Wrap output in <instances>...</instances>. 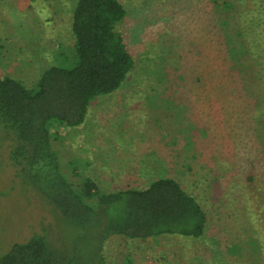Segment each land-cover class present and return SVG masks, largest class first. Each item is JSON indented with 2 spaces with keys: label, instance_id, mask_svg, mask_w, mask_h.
<instances>
[{
  "label": "rangeland",
  "instance_id": "1",
  "mask_svg": "<svg viewBox=\"0 0 264 264\" xmlns=\"http://www.w3.org/2000/svg\"><path fill=\"white\" fill-rule=\"evenodd\" d=\"M76 2L0 0V77L35 89L74 46ZM120 2L134 69L81 126L52 128L61 171L75 188L91 179L101 192L172 178L202 205L206 234L104 238L101 226L81 236L19 176L14 137L0 127V255L37 234L97 264H264V59L241 71L225 60L210 0Z\"/></svg>",
  "mask_w": 264,
  "mask_h": 264
},
{
  "label": "trees",
  "instance_id": "2",
  "mask_svg": "<svg viewBox=\"0 0 264 264\" xmlns=\"http://www.w3.org/2000/svg\"><path fill=\"white\" fill-rule=\"evenodd\" d=\"M210 1L216 44L225 60L239 71L238 65L262 64L264 0ZM126 17L120 0H77L70 54H62L60 64L45 70L35 89L9 76L0 77V127L15 140L10 159L19 176L35 186L81 236L102 226L104 238H203L208 216L176 180L161 178L143 189L101 192L93 180L85 179L75 188L62 173L53 149V127L81 126L91 103L116 92L134 69L118 32ZM251 87H246V93L252 92ZM238 252L250 255L244 246ZM83 256L66 255L36 234L13 244L0 255V264H97L96 255Z\"/></svg>",
  "mask_w": 264,
  "mask_h": 264
}]
</instances>
